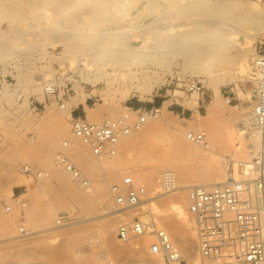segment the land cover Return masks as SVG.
Segmentation results:
<instances>
[{"label":"rangeland","instance_id":"374dc122","mask_svg":"<svg viewBox=\"0 0 264 264\" xmlns=\"http://www.w3.org/2000/svg\"><path fill=\"white\" fill-rule=\"evenodd\" d=\"M192 1L159 0V4L161 9L167 10ZM241 1H255L264 9V3L258 0ZM19 8V19L25 21H30L31 14L41 16L49 22H53L56 17L50 8L42 11L34 10L28 5ZM262 41L264 38L254 42L246 52L207 54L199 63L185 62L182 59L179 62L172 60L171 63L156 61V64L149 65L150 81L157 80L158 86L145 97L134 92L127 95L125 89L130 88V85H111L110 77L101 70H88L84 64H79L77 69L72 67L75 64H60V54L55 55V60L38 57L30 60L31 64L22 57H10L8 61L1 62L0 74L13 77L14 80L3 85L7 93L0 96V215L7 219L11 227L7 226V229L15 238L2 241L7 236L5 229L0 228V264L43 263L53 255L55 246L65 248L64 258L80 252L87 255L99 252L105 244L121 248L117 264H146V260L158 257L149 252L151 244L156 240L155 234L151 232L143 236L140 240L141 248L137 249L132 242H122L118 238V229L121 224L137 217L152 220L165 229L163 218L166 215L175 217L176 203H182L186 208L189 223L184 231L196 232L191 223L188 188L183 192L182 188L164 192L160 183L159 187H154L142 174L150 171L162 159H174V166L164 169V173L175 171L179 186L199 185L206 177L203 169L207 166L221 169L223 180L227 178L223 166L227 158L247 159L224 137L222 127L224 118L235 121L247 112L252 117L256 98L254 60ZM56 61L60 65L55 66ZM26 64L38 75L37 85L26 83L22 79V72L25 71L23 66ZM188 78L199 80L203 84V90L200 93L189 91L184 85ZM156 96H159L160 103L154 101ZM196 96L199 97L198 106L188 107L186 102ZM57 99L67 107L76 108L75 115L84 108L85 115L91 122L118 118L126 113L127 106L160 107L161 115H168L171 122L156 127L144 138L143 132L151 123L158 122L160 117L148 121L143 129L118 143L115 156L98 157L93 154L89 145L79 139L74 140L70 153L79 169L81 167L76 160L79 151L84 152L87 161L100 162V169L96 167L94 172L81 169L91 180V186L85 188L71 181L56 164V154L62 142L72 137L70 110L61 108ZM215 99L218 104H215ZM50 114L54 115L53 121H48ZM188 131H206L209 148L191 142L187 138ZM180 135L197 149L200 155L197 160L191 159L177 148L176 141L177 138L180 139ZM237 135L235 143L237 147H243L247 141L246 136ZM25 165H30L37 171L48 172L49 176L37 178L23 174L21 168ZM185 165L200 167L187 182L180 179L181 167ZM128 176L133 177L137 185L145 187L148 199L143 206L122 210L115 204L112 188L116 184L122 185ZM161 180L160 177V182ZM11 181H22L24 185L10 189ZM71 186L76 188L75 193L69 190ZM105 202L108 206L102 208ZM121 212L123 214L118 217L116 236L104 240L101 232L105 220L101 216ZM63 215H69V218L59 224L58 220ZM146 237H152L153 241L144 246L142 240ZM193 249L194 255L201 260L198 243ZM182 257V264H193L185 250H182ZM162 258L164 264H180ZM108 260L110 259H104L102 263ZM201 263L223 264L221 260L208 258H202Z\"/></svg>","mask_w":264,"mask_h":264},{"label":"bare ground","instance_id":"6f19581e","mask_svg":"<svg viewBox=\"0 0 264 264\" xmlns=\"http://www.w3.org/2000/svg\"><path fill=\"white\" fill-rule=\"evenodd\" d=\"M23 5L40 11L50 8L56 17L51 23L34 14L29 16L30 21L21 20L18 9ZM261 38H264V9L255 1L244 3L241 0H193L189 4L177 8L170 7L167 10L161 9L159 0L0 1V63L8 61L10 57H22L31 64L29 61L38 57L55 60V55L60 54V64H75L72 66L75 69L79 68V64H84L88 70L94 68L108 75L111 85H130V88L125 89L127 95L134 92L145 97L153 92L158 86V81H150L149 65L156 61L171 63L172 60L179 62L182 59L196 63L211 53L218 55L223 52H246ZM57 64L60 65L57 61L54 62L55 66ZM23 68L25 71L22 72V79L26 83L37 85L39 78L35 70L30 69L27 64ZM6 93L5 86L0 84V96H5ZM217 102L218 100L215 104H218ZM198 104L197 96L186 102L188 107L196 108ZM53 116L50 114L48 121H53ZM170 122L168 115H161L158 122L151 123L143 132L142 137H147L156 127ZM222 133L232 142L236 151L242 152L247 159L253 158L260 150L261 137L254 127L253 117L250 118L248 112L235 121L224 118ZM237 134L246 136L247 141L243 147H237L235 143ZM176 146L193 160L200 156L197 149L181 135L180 139L177 138ZM76 160L83 171L94 172L96 167L99 168L100 162L87 161L83 151L78 152ZM174 164V159H162L142 175L150 185L156 187L160 183L162 187L160 177L162 179L164 169L173 167ZM223 166L227 177L226 163H223ZM196 169L200 170V167H181V181H190ZM203 173L206 177L199 184L201 186L210 187L226 180L221 179L222 170L214 166H207ZM23 185L22 181H11L10 189ZM191 185H182L178 189L182 188L183 192ZM69 190L73 193L77 191L72 186ZM106 206L108 204L105 202L102 208ZM174 209V218L168 215L163 218L166 227L164 230L181 254L182 250H185L193 264H202L203 257L200 260V257L193 253V248L198 243L197 232L184 231V227L189 223L185 206L176 203ZM121 214L123 212L101 216L105 220L101 232L104 240L116 236L118 217ZM7 226L11 229L7 219L0 215V228L5 229L7 236L2 241L15 238ZM152 241V237L142 240L144 246ZM135 244L141 248L140 241ZM105 245L97 253L86 255L80 252L69 258L63 257L65 248L55 246L50 259L39 264H103L104 259H110L108 261L117 264L116 259L122 251L121 248ZM162 257L148 259L146 264H164Z\"/></svg>","mask_w":264,"mask_h":264},{"label":"built area","instance_id":"2783aa9c","mask_svg":"<svg viewBox=\"0 0 264 264\" xmlns=\"http://www.w3.org/2000/svg\"><path fill=\"white\" fill-rule=\"evenodd\" d=\"M258 1L264 3V0ZM13 80V77L0 74L2 85ZM254 80L256 98L252 117L261 137L259 152L251 159L227 158L225 182L210 187L192 185L188 188L189 212L198 235V252L203 258L221 260L223 264H264V41L259 44L254 60ZM184 83L193 93L203 90V84L194 78H188ZM57 101L61 108L70 110L72 137L62 142L56 154V164L71 181L85 188L91 186V180L72 160L70 150L74 140L79 139L89 145L98 157L115 156L117 145L123 138L140 131L148 121L162 114V109L157 106H127L126 113L120 117L96 123L85 114L75 115L76 108L67 107L60 99ZM187 138L194 144L209 148L206 131H188ZM21 172L37 178L49 176L48 172L34 170L30 165L23 166ZM178 188L176 173L171 170L165 172L162 191L171 192ZM112 192L116 205L122 210L137 208L148 199L145 187L137 185L131 176L126 177L122 185H114ZM68 218L69 215H63L58 223L63 224ZM151 232L156 240L150 246V254L163 256L170 262H184L167 231L152 220L137 217L121 224L118 238L122 242H132L139 249L135 242ZM104 264L116 263L108 261Z\"/></svg>","mask_w":264,"mask_h":264},{"label":"crops","instance_id":"0c3cea01","mask_svg":"<svg viewBox=\"0 0 264 264\" xmlns=\"http://www.w3.org/2000/svg\"><path fill=\"white\" fill-rule=\"evenodd\" d=\"M154 101H157V103H160L161 100H160L159 96H156V97L154 98ZM135 107H136V108H139V107H141V106H135ZM84 114H86L84 108H81L80 111L77 112V115H84Z\"/></svg>","mask_w":264,"mask_h":264}]
</instances>
